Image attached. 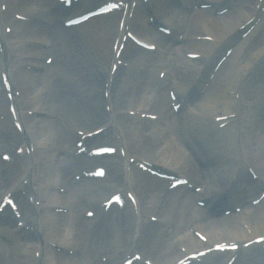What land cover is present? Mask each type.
I'll return each mask as SVG.
<instances>
[{
  "label": "bare ground",
  "instance_id": "obj_1",
  "mask_svg": "<svg viewBox=\"0 0 264 264\" xmlns=\"http://www.w3.org/2000/svg\"><path fill=\"white\" fill-rule=\"evenodd\" d=\"M119 1L124 5L119 13V22L123 27L114 20L105 25L89 22V24L71 28L63 27L51 16H47L51 26L27 22L22 24L17 18L12 19L13 14L16 13L32 16V12L44 9L42 4L44 7L48 3L51 5L50 2L53 0L49 2L46 0H0V73L7 77L8 91L20 89L25 98L20 105H17L16 98L6 101L7 103L1 102L0 115L7 111L10 105L14 106L15 115L18 116L19 123L22 122L21 126L24 130L22 131L33 138L35 142H32L31 146L39 152L38 158L36 156L38 161L28 160L27 166L32 168L30 175L37 177L34 184L36 187L31 195L32 208L27 214L23 213L21 221L24 227L31 226L33 219L42 215L44 235H49L45 241L37 235L36 243L40 245L21 244L18 252L24 255L30 264L35 261H37L36 264H40L41 260L35 259V253L41 248H46L43 250L46 254L44 264H96L102 253L100 251H104L113 257V261L110 262L111 259L107 258L106 262H103L104 257H102L101 264H115L124 249L139 247L143 251V256L147 255L154 259L155 264H172L184 259L187 254L210 249L215 244L224 245L228 241L243 244L256 238L264 239L263 196L260 197L261 200L257 206H245L229 217H213L201 228L197 227L195 231L200 232L202 238L198 233L193 235L184 232L186 228L176 223L180 215L187 218V223L203 217L208 218L205 216V208L191 205L192 195L190 196L184 185L167 188L169 184L167 179L149 177L142 172L143 169L140 170L137 167V164L132 165L142 175L134 176L133 167L132 173L126 175L131 181V188L136 187L137 193L140 196L142 194L140 198L143 203L142 215L138 214L137 218L143 222L144 219L156 217L160 219V222L145 225L142 231L136 234L138 241L135 242L129 240L131 232L129 236L126 230L121 236L115 235L111 229L103 233L99 218L83 217L88 203L85 200L81 203L80 199L78 200L79 195L89 194L94 206L98 201H104L107 194L104 190L97 189V183L94 181L72 182L74 175L73 177L70 175L77 169H82L80 168L82 157L70 159L64 155L59 157L50 150L70 148L74 140L80 141V133H91L106 123L114 127L113 133L117 135V139L115 137L113 142L117 141L120 144L118 147L122 152L120 159L122 158L123 165L126 164V156L131 158L134 155L135 160H143L149 169L154 165L156 167L164 165L168 167L167 169L173 168L169 169L170 174L173 173L172 171L182 170L190 184L197 182L205 188L202 197L209 201L225 188H221L224 178L227 176H230L229 179L231 176L233 178L236 173L240 177L233 183L234 187L226 195L224 202L237 200L241 190L246 191L245 186L248 187L249 180L245 173V165L240 160H245L264 176V111L261 109L264 101L261 95L252 98L248 91L249 87L245 88L248 84L254 92L257 91L259 94L264 92L259 82L261 72L259 65L264 62V0L237 1L231 10L213 16V6L203 10L195 8L191 13L177 8L167 0ZM179 1L186 4H191L193 1L199 3V0L198 2L196 0ZM202 1L204 0L200 3ZM216 1L222 6L223 0ZM148 6L157 13L158 19L166 26L169 25L170 31L185 30L188 41L184 45H178V43L167 41L165 34L153 31L145 20L148 16L150 17V14L144 11V7ZM132 14H134L133 19ZM252 18L254 20L250 25H244ZM129 19L130 22L133 21L131 33L133 31L134 35L140 39L143 38L141 39L143 42L152 45L156 44L155 41L159 42L157 54L144 52L138 45L132 49L124 48L121 52L124 58L133 63L142 64L138 68L144 67L143 75L137 78L131 77V72L129 69L126 70L123 64H119L117 70L113 72V65L117 64L116 52L113 53L112 50L109 52L104 47L106 40L113 41L114 45L119 44L118 47L123 44L125 36L129 37L130 33L124 30V23ZM243 25L245 29L241 31L240 26ZM250 26L253 28H249ZM6 27L13 28L12 32H4ZM243 32L244 39H239L240 43H238L236 36ZM82 33L89 36L86 37ZM36 35L41 43L45 42L49 46L37 47V49L29 47L27 39L36 38ZM84 37H86L85 41ZM128 43L134 44L132 39L131 41L128 39ZM170 43H174L177 50L182 53V57L176 58L172 63L173 70L179 74L173 89L187 93L189 88L196 84L197 86H194L190 92L192 94L197 92L208 75L207 69L203 76H196V72L204 71L200 66L213 64L220 59L217 56L218 53L212 55L214 47L225 45V47L233 48L207 86V91L197 98L192 106L195 111L189 110L182 113L184 125L171 120V112L166 110L167 88L160 87L167 82L164 81L165 79H160L157 73L159 70L164 71L167 64L162 62L157 66V63H153L156 60L160 61L158 56L167 55L166 51L169 52L168 44ZM11 44L12 47H10ZM232 44L234 46H231ZM186 53H197L198 59L188 57ZM22 54H30L37 59L41 57L43 60L38 64L34 63L35 60L30 61L39 67L42 73L23 70L18 76L20 64L28 63L23 60ZM119 59L125 63L121 56ZM255 74L256 80L252 81ZM82 79L89 94H95V103L92 101L91 105L75 104V96L84 87L79 85ZM120 80L123 83L122 87ZM108 83H113L106 89L111 95L108 99H102L101 87L104 88V84L108 85ZM61 84L65 86L63 91L60 90ZM119 85L120 88H118ZM78 87L81 88L76 90ZM26 111L35 112L43 117L22 116ZM231 112L234 113L230 114L228 119L218 122H212V119L208 118L209 116L218 120ZM151 116L154 117L150 118ZM230 119H233V123L226 126ZM3 127L5 129L2 128L0 132V145L8 148L12 155L19 154V146L24 141L20 142L19 137L13 136L8 131L10 128L4 123ZM109 128L101 130L100 134L93 137H107ZM180 130L188 133L190 155L181 142L179 143ZM28 142H30L29 138L25 140V143ZM25 150L28 154V150ZM124 155H126L125 158ZM190 156L194 158L196 165ZM217 158H221L218 167L208 166ZM85 160L86 163L92 164L96 163L98 158L86 157ZM197 163L199 168L203 169L202 175L197 168ZM0 170L4 173L3 179L0 178L1 202L9 194L16 192L17 186L14 187L15 182L12 177L17 170L10 167H4V169L0 167ZM120 172L128 173L125 166L121 167ZM113 179L119 180L116 176ZM122 179H124L123 176L119 181ZM49 184L53 185V191L50 190ZM112 188L120 192L122 198L125 195L124 199L129 192H134L126 187L124 182L120 186L113 184ZM247 192L246 195L251 197V193ZM195 197L201 198L200 195ZM65 207H69L67 212L59 211ZM119 207L127 208L128 206L124 203ZM101 208L103 209V206ZM100 210L99 207H95L94 212L99 213ZM4 213L1 212L0 216ZM34 225L36 226L35 223ZM129 229L131 230V227ZM168 234H172V237L167 238L164 243V237ZM261 243L264 244V240ZM49 244L53 246L58 244L72 255L64 256L62 253H56L53 246ZM229 252L230 250L226 249L213 250L206 252L205 255L215 253L220 255V258L211 260L209 262L211 264L216 260L220 264L224 259L229 263L235 256V253L226 254ZM254 254V256H248L246 264H255L256 261L264 264V257L257 252ZM100 261L97 264H100ZM238 261L239 257L233 261V264H237Z\"/></svg>",
  "mask_w": 264,
  "mask_h": 264
},
{
  "label": "rangeland",
  "instance_id": "obj_2",
  "mask_svg": "<svg viewBox=\"0 0 264 264\" xmlns=\"http://www.w3.org/2000/svg\"><path fill=\"white\" fill-rule=\"evenodd\" d=\"M236 1H238V0H236ZM239 1H244V0H239ZM234 2V1H233ZM42 11L43 10H37V11H35V12H32L31 14H33V15H35V13H37V14H40V15H45L44 14V12L42 13ZM192 11V10H191ZM17 14L18 13H16L15 15L13 14V16H12V19H16V16H17ZM147 14V13H146ZM20 15V14H19ZM22 16V15H21ZM26 18H27V20H26ZM44 20V22H45V24L44 25H46V26H51L50 25V22H49V20H47L46 18H43ZM22 19H20V23H22V24H25L26 22H28V23H30V24H35V22L33 21V18L31 17V15L30 16H25V20H26V22L25 21H21ZM145 20H147V19H145ZM148 21V20H147ZM146 21V22H147ZM8 29H11L10 27H8ZM13 29V28H12ZM177 30V29H176ZM6 31V30H5ZM14 31V30H13ZM178 31H179V29H178ZM16 34H17V31H16ZM15 34V35H16ZM32 34V33H31ZM33 35V34H32ZM29 36H31L30 35V33H29ZM34 36V35H33ZM87 36H89L88 34H86V37ZM38 36L36 35V38H37ZM86 37H84V41H85V39H86ZM35 37H29V39H27V44L29 45V47H31V48H35V49H37V47L38 48H45L46 46L43 44V43H41L40 42V40L37 38L36 39ZM171 41H174V38L173 39H171ZM103 44V43H102ZM10 47H12V44L10 45ZM104 47L105 48H107L108 50H110L111 49V47H112V44L109 42V41H107L106 40V42H105V44H104ZM22 55H24L22 58H23V60H25V61H27L28 63L27 64H22L21 66H19V68H18V76H19V72L20 71H23V70H25V71H34L33 69H35V68H32L31 66L32 65H34L33 63H31V61L30 60H35V64H38V62H42V60L43 59H41V57H38V59L37 58H35L34 56H31L30 54H22ZM154 56V55H153ZM159 59V58H158ZM22 60V62H24ZM154 64H155V62H153ZM159 64V63H158ZM140 65H142V64H140V63H138V62H136L135 63V68H137V67H139ZM262 67V70L264 71V62H263V65H261ZM15 69H16V67H15ZM36 70V69H35ZM264 76V75H263ZM262 82L263 83H261V86L262 85H264V79L262 80ZM120 85H121V87H122V85H123V83H122V80H120ZM83 84L85 85V83L83 82ZM120 85L118 86V88H120ZM86 86V85H85ZM21 91H20V89H19V91H18V93H20ZM252 92V91H251ZM249 93H250V91H249ZM252 95V94H251ZM23 96V95H22ZM20 97L21 98V101H24L25 100V98H24V96L23 97ZM85 97H87V95L85 96ZM26 114V113H25ZM22 116H23V114H22ZM27 116H28V114H27ZM28 127H29V124L27 125ZM12 128L15 130V128H14V126H12ZM30 128V127H29ZM27 135H29V134H27ZM29 137V136H28ZM53 151V153L56 155H58L59 157H60V149H56V150H54V149H52V150H50V152H52ZM38 155H39V152L37 153V154H35L34 156H37V158H38ZM25 160V158L23 157L22 159H21V162H23ZM38 161V160H37ZM7 167H8V165H6ZM10 166V165H9ZM11 167V166H10ZM17 173V172H16ZM16 173L14 174V176L16 175ZM14 176L12 177V180L14 179ZM3 177H4V173H2V171L0 170V178H2L3 179ZM36 187V186H35ZM52 187H53V185L52 184H49V188L50 189H52ZM18 206H20V204H18ZM20 209H22V206H20ZM8 229V228H7ZM7 229H5V231H7ZM41 231H42V235L44 236V238L45 239H47V237H49V235L47 234H45L44 235V228L42 227L41 228ZM8 233H10L9 231H7V233H6V237H8L7 236V234ZM11 234V233H10ZM175 238V237H174ZM10 239H11V242L13 243V246H15V247H17V249H19V244H20V238L17 236V237H15V236H11L10 237ZM171 240V239H170ZM19 241V242H18ZM58 251V250H57ZM57 251H56V253H57ZM55 252V251H54ZM59 253H62L63 255H65V256H67V253L66 252H61V251H58ZM21 260H23L22 258H21ZM26 261H27V259H26ZM27 264H29V262H27Z\"/></svg>",
  "mask_w": 264,
  "mask_h": 264
}]
</instances>
